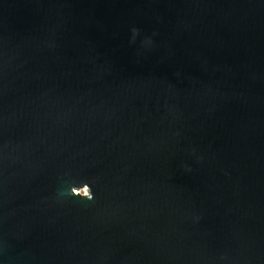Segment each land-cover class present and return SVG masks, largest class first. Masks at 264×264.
Wrapping results in <instances>:
<instances>
[{
    "label": "water",
    "instance_id": "obj_1",
    "mask_svg": "<svg viewBox=\"0 0 264 264\" xmlns=\"http://www.w3.org/2000/svg\"><path fill=\"white\" fill-rule=\"evenodd\" d=\"M0 264H264V0H0Z\"/></svg>",
    "mask_w": 264,
    "mask_h": 264
},
{
    "label": "rangeland",
    "instance_id": "obj_2",
    "mask_svg": "<svg viewBox=\"0 0 264 264\" xmlns=\"http://www.w3.org/2000/svg\"><path fill=\"white\" fill-rule=\"evenodd\" d=\"M87 191H88V189H87V188H85V189L81 190L82 194H87Z\"/></svg>",
    "mask_w": 264,
    "mask_h": 264
},
{
    "label": "clouds",
    "instance_id": "obj_3",
    "mask_svg": "<svg viewBox=\"0 0 264 264\" xmlns=\"http://www.w3.org/2000/svg\"><path fill=\"white\" fill-rule=\"evenodd\" d=\"M73 194H76V193L74 192ZM91 198H92V196L89 197V199H91Z\"/></svg>",
    "mask_w": 264,
    "mask_h": 264
}]
</instances>
